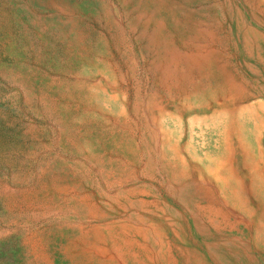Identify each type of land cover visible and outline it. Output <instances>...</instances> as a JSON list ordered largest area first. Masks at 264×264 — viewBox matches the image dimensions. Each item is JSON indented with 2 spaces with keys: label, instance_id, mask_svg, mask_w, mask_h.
Segmentation results:
<instances>
[{
  "label": "rangeland",
  "instance_id": "374dc122",
  "mask_svg": "<svg viewBox=\"0 0 264 264\" xmlns=\"http://www.w3.org/2000/svg\"><path fill=\"white\" fill-rule=\"evenodd\" d=\"M0 264H264V0H0Z\"/></svg>",
  "mask_w": 264,
  "mask_h": 264
}]
</instances>
